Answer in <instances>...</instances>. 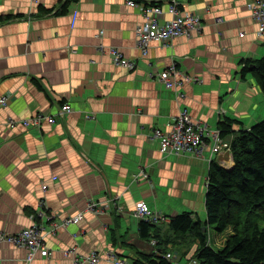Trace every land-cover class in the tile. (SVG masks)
Returning a JSON list of instances; mask_svg holds the SVG:
<instances>
[{
    "label": "crops",
    "instance_id": "0c3cea01",
    "mask_svg": "<svg viewBox=\"0 0 264 264\" xmlns=\"http://www.w3.org/2000/svg\"><path fill=\"white\" fill-rule=\"evenodd\" d=\"M64 1L0 0V97H8L0 108V231L6 237L30 226L35 212L49 231L80 212L79 222L46 236L50 254L37 253L32 264H76L93 251L99 264H111L113 252L132 262L138 252L157 255L161 248L174 253V264H187L197 241L177 248L179 255L172 242L153 246L140 237L135 205L143 201L160 217L162 236L171 235L169 217L182 212L204 222L209 164L230 168L232 153L212 154L206 141L199 155L162 154L152 133L184 108L212 130L227 118L236 121L234 130L261 118L264 94L251 74L240 77L241 59L264 55L250 12L255 0H176L201 16V27L166 45L153 41L145 55L136 45L138 7L75 0L62 11ZM160 3L166 11L169 0ZM112 47L134 68L114 65ZM173 63L199 80L165 88L152 74ZM64 103L71 112L57 114ZM38 112L56 114L55 122L39 129L7 124ZM40 202L55 221L39 216ZM26 257L25 248L0 240V264H24Z\"/></svg>",
    "mask_w": 264,
    "mask_h": 264
},
{
    "label": "trees",
    "instance_id": "16d2710c",
    "mask_svg": "<svg viewBox=\"0 0 264 264\" xmlns=\"http://www.w3.org/2000/svg\"><path fill=\"white\" fill-rule=\"evenodd\" d=\"M71 1L75 0H65L61 10L65 11ZM240 64V77L251 74L264 94V55L241 59ZM233 123L236 121L229 118L218 123L220 135L230 137L233 165L225 168L215 160L209 164L206 220L202 222L190 212H182L169 217L171 235L162 236L156 230L157 222L141 219L140 237L154 239L156 245L164 247L172 242L175 249L196 240L197 247L188 262L196 259L200 264H264V118L237 130ZM226 230L229 234L221 246L207 241L210 231L219 235ZM163 251L161 248L160 255L138 252L132 263L174 264L161 256Z\"/></svg>",
    "mask_w": 264,
    "mask_h": 264
},
{
    "label": "built area",
    "instance_id": "2783aa9c",
    "mask_svg": "<svg viewBox=\"0 0 264 264\" xmlns=\"http://www.w3.org/2000/svg\"><path fill=\"white\" fill-rule=\"evenodd\" d=\"M128 6L138 7L143 18L142 22L137 24L135 28L136 45L142 54L148 52L151 42L156 41L166 45L171 39L178 36H190L191 32L197 31L202 25V18L195 12L183 10L176 2V0H169L166 11L162 9L160 0H125ZM251 17L257 26L258 37H264V0H255L250 6ZM168 14V17L164 15ZM165 18H164V17ZM221 18H216V22L220 23ZM112 63L126 69H133L135 61L123 56L121 51L115 47L109 49ZM156 76L165 88L179 89L185 83L199 80L194 77L179 71L175 63L167 68L157 71L152 76ZM153 76V77H154ZM179 96H183L179 93ZM8 97H0V108L7 104ZM71 106L68 103L61 105L58 114L63 115L71 112ZM54 115H49L44 112H38L29 118H7L9 126H20L21 128L36 127L41 128L43 122L52 124L55 122ZM153 137L159 142V151L164 153L186 154L194 153L201 154L203 148L207 146V142L211 143V153H220L230 149V140L220 135L219 129L212 130L205 122L194 120L186 108L179 111V113L169 123L167 129L155 128L153 130ZM207 141V142H206ZM140 176L148 178V174L140 172ZM47 184H42L41 189L45 191ZM88 207L97 212L94 202L88 203ZM88 208V209H89ZM39 216H44L48 221L53 222L52 215L45 211V204L40 202ZM135 216L140 219L158 222L160 217L156 213H151L148 206L143 201H138L134 210ZM82 213L67 216L59 222H53L49 231L40 225L36 219L38 214L35 212L32 219V224L13 235H7L0 231V240H7L16 246L25 248L27 250V257L24 264H32V261L37 253L40 255L50 254L46 247L45 238L52 234L56 228H64L70 224L79 222L82 219ZM208 241V238H207ZM151 244L156 245V240L152 239ZM111 254V264H133L131 261L118 257L114 252ZM160 255V253H158ZM168 260H172V252H166L161 255ZM76 264H99L100 256L97 252H90L88 255L81 258L76 257ZM187 264H200L196 259H191Z\"/></svg>",
    "mask_w": 264,
    "mask_h": 264
},
{
    "label": "rangeland",
    "instance_id": "374dc122",
    "mask_svg": "<svg viewBox=\"0 0 264 264\" xmlns=\"http://www.w3.org/2000/svg\"><path fill=\"white\" fill-rule=\"evenodd\" d=\"M261 56H259V57H261ZM260 107H259V109H260ZM262 113L263 114H262L261 118L258 121H260V120H262L264 118V112H262ZM255 123H257V120L253 122V124H255ZM226 139L230 140L228 138H226ZM227 151H231V150L229 149ZM230 232H231V230H230ZM208 234H209L208 241L210 243H213L216 246H221L222 243L224 242L225 238L228 236L229 230H226L225 232H223V233H221L219 235L214 234L212 231H210ZM175 252L177 253V255H179V250L178 249H176ZM173 256H174V253L172 254V257Z\"/></svg>",
    "mask_w": 264,
    "mask_h": 264
},
{
    "label": "water",
    "instance_id": "95a60500",
    "mask_svg": "<svg viewBox=\"0 0 264 264\" xmlns=\"http://www.w3.org/2000/svg\"><path fill=\"white\" fill-rule=\"evenodd\" d=\"M205 229H206V226H205V225H203V226H202V230H203V231H205Z\"/></svg>",
    "mask_w": 264,
    "mask_h": 264
},
{
    "label": "bare ground",
    "instance_id": "6f19581e",
    "mask_svg": "<svg viewBox=\"0 0 264 264\" xmlns=\"http://www.w3.org/2000/svg\"><path fill=\"white\" fill-rule=\"evenodd\" d=\"M58 114V113H57ZM13 117V116H12ZM29 117V116H28ZM26 118V117H25ZM20 119V118H19ZM201 121V120H200ZM15 127V126H14Z\"/></svg>",
    "mask_w": 264,
    "mask_h": 264
}]
</instances>
